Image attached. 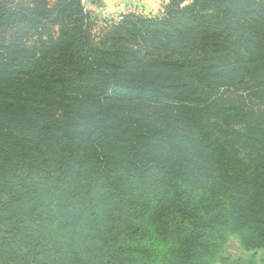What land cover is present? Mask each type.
I'll return each mask as SVG.
<instances>
[{
    "label": "trees",
    "instance_id": "16d2710c",
    "mask_svg": "<svg viewBox=\"0 0 264 264\" xmlns=\"http://www.w3.org/2000/svg\"><path fill=\"white\" fill-rule=\"evenodd\" d=\"M185 1L95 42L81 0H0V259L34 231L38 264L264 248V0ZM18 17L57 35L29 54Z\"/></svg>",
    "mask_w": 264,
    "mask_h": 264
},
{
    "label": "rangeland",
    "instance_id": "374dc122",
    "mask_svg": "<svg viewBox=\"0 0 264 264\" xmlns=\"http://www.w3.org/2000/svg\"><path fill=\"white\" fill-rule=\"evenodd\" d=\"M49 1H50V5L52 4V2H54V0H49ZM171 1L172 0H148L147 3L149 4L150 9L148 7L146 8V10L145 9L142 10L141 8L137 11L136 10L134 11L132 10V7H131L127 11L125 10L124 13H121L115 17H106V16H102L99 14L95 15V13H92L93 11L88 9V3H87L88 0H84V1L81 0V4H82L83 11L86 12L87 14V18L85 19L84 23L85 25L87 23L86 27L88 28L93 38V41L98 42L103 38L104 34L110 28L113 27V25L120 23L124 16H127L129 14H134V15L141 16L142 18H145L147 20L161 18L162 16L165 15V9L167 8V6L169 5ZM187 3H189V0H186L185 2H183L182 5H185ZM23 18L24 17H18L16 19V29L29 28V34L24 36V40L25 39L27 40L26 41L22 40L25 42V45L29 49L30 51L29 54L33 53L34 47L36 45L39 46L41 41L46 42V45H48L47 39H48V33L50 31L55 32V36L57 35L58 27L55 26L53 29L49 28V23H50L49 20L40 19L36 21L38 23L36 25L37 27H35L33 23L32 25L30 23L28 24L24 23ZM35 29H39V32L36 33ZM27 32L28 31H26L25 33ZM39 35L42 36L41 40H39V37H40ZM7 36H9V32L5 33L2 37L7 39ZM15 38H19V37L15 36ZM22 47L23 46H20L17 49V52L23 51L24 48ZM3 74L4 73H0V79H2L1 76ZM39 74L42 76L41 72ZM17 75L18 77H22V76H19L20 74H17ZM21 75H23V73ZM24 76H27V75H24ZM46 77H48L47 73H46ZM24 78H28V77H24ZM19 198H20V193L15 194L14 196H11L8 193L0 194V204L2 205V207L5 205L14 204L15 202L23 204V200H19ZM21 221L22 220L20 218H14L11 221L7 222V224L21 225ZM23 223H24L23 227L27 228L29 231L34 230V219L26 218L23 220ZM37 233L38 232H35V231L31 232L32 234L31 237H29L28 239L26 238V239L21 240L22 241L21 246H23L22 254H16V255L11 254L7 257H4L3 260L0 259V261L2 260L1 264H38V258L35 256L36 254L35 246H38L39 244L38 242L42 241V239L38 237ZM8 238H11V236L8 235ZM229 238L230 239L228 241L229 243L227 244V246L226 247L223 246L221 249V253H220L221 262H225L228 264H264V248L254 249L252 251L244 252L239 248L238 243L236 241L237 237L235 235H231L229 236ZM45 242L46 241L43 240L41 243L43 244Z\"/></svg>",
    "mask_w": 264,
    "mask_h": 264
},
{
    "label": "crops",
    "instance_id": "0c3cea01",
    "mask_svg": "<svg viewBox=\"0 0 264 264\" xmlns=\"http://www.w3.org/2000/svg\"><path fill=\"white\" fill-rule=\"evenodd\" d=\"M147 2L148 0L147 1L146 0H88L87 3H88V9L93 11L92 13H95V15L99 14L106 17H115L121 13H124L125 10L127 11L131 7L132 10L134 11L135 10L137 11L141 8L142 10L143 9L146 10V8L148 7L150 9V6ZM228 241L224 247L227 246V244L229 243ZM236 241L238 243L239 248L242 251L247 252L240 245L238 238H236ZM218 264H228V263L219 262Z\"/></svg>",
    "mask_w": 264,
    "mask_h": 264
}]
</instances>
